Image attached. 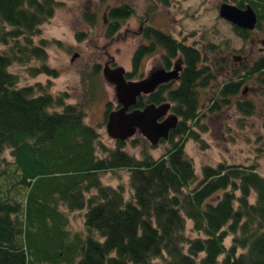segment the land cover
Here are the masks:
<instances>
[{
    "label": "trees",
    "instance_id": "trees-1",
    "mask_svg": "<svg viewBox=\"0 0 264 264\" xmlns=\"http://www.w3.org/2000/svg\"><path fill=\"white\" fill-rule=\"evenodd\" d=\"M232 1L239 8L250 5L258 15L256 28L261 27L264 0ZM57 6L56 0H0V45L11 50L0 52V155L10 151L14 158L13 172L0 165V264H264V179L257 166H206L194 186L195 167L184 144L189 139L202 142L194 130L202 116L198 91L213 79L199 50L159 29L145 28L149 43L134 52L133 70L126 78L137 77L143 59L159 48L166 68L180 56L184 70L176 88L161 86L140 97L136 108L168 100L181 121L170 134L166 154L137 160L124 150L126 142L107 149L77 106L64 105L49 94L37 95L33 87H20L9 70L15 62L47 61L44 46L34 45L32 37ZM134 14L128 5L110 9L107 37ZM235 30L243 37L250 32ZM242 71L247 77L264 75V59ZM37 72L57 76L46 65ZM245 79L226 82L220 96L239 95ZM236 104L242 112L251 109L250 104ZM111 111L108 104L106 119ZM120 169L131 171L130 201H125L123 187L102 181L103 174ZM5 182L10 185L2 190ZM12 191L22 193L23 199L13 197ZM61 207L87 210L85 238L71 236ZM188 221L196 238L187 236Z\"/></svg>",
    "mask_w": 264,
    "mask_h": 264
},
{
    "label": "rangeland",
    "instance_id": "rangeland-1",
    "mask_svg": "<svg viewBox=\"0 0 264 264\" xmlns=\"http://www.w3.org/2000/svg\"><path fill=\"white\" fill-rule=\"evenodd\" d=\"M56 1L58 6L54 16L32 37L34 45L44 46L47 61L32 58L26 64L15 62L9 69L18 77L20 87H33L37 95L49 94L64 105L77 106L84 122L97 130L105 147L115 149L117 141L106 130V111L108 104L112 111L117 105L114 89L105 80L103 68L106 63H110L111 67L120 66L126 72H131L134 52L141 44L149 43L143 36L145 28L154 27L199 50L202 65L213 73L209 86L198 91L202 116L199 117V126L194 127V130L199 133L202 142L189 139L184 144L185 155L195 167L194 186L202 178L204 167H216L220 163L256 165V171L264 179V75L247 77L249 74L242 71L264 59V23L245 37L238 34L234 25L219 14L223 3L237 6L232 0ZM123 5L132 7L135 14L122 21L118 32L108 38L109 10ZM19 43L23 44V40ZM10 51L9 46L0 45L1 53ZM163 55L164 51L159 48L145 57L137 77L132 80H141L151 71L163 68ZM175 61L171 62V66ZM43 65L55 70L57 76L38 73ZM233 73L237 74L233 76ZM244 77L243 90L239 95L225 99L220 96L221 88L231 78L230 81H238ZM236 102L250 104L251 109L242 112ZM215 105L219 108L216 112L210 110ZM56 110L61 112L62 108ZM134 139L138 141L136 145L132 143ZM170 148L168 141L162 140L153 146L145 137L137 134L126 142L124 150L137 160L146 157L157 160ZM4 159L8 164L3 162ZM0 162L3 170L14 171V158L10 151L0 155ZM130 180L131 171L128 169L102 175L104 184L123 187L125 201L132 200L134 196ZM5 183L2 184V190L10 185V182ZM16 193L12 191L11 195L21 201L22 193ZM251 202L255 203V194H252ZM61 211L69 221L71 236L85 238L87 210L72 212L61 207ZM191 228L192 223L188 221L186 233L193 239L198 235ZM232 239V236L226 239L227 248H230Z\"/></svg>",
    "mask_w": 264,
    "mask_h": 264
},
{
    "label": "water",
    "instance_id": "water-1",
    "mask_svg": "<svg viewBox=\"0 0 264 264\" xmlns=\"http://www.w3.org/2000/svg\"><path fill=\"white\" fill-rule=\"evenodd\" d=\"M219 14L221 18L242 30L253 31L258 24V15L250 5L239 8L223 3ZM262 44L264 45V39ZM179 71L181 62L176 63L172 71L158 68L151 71L147 77L133 81L126 78L127 72L123 67H111L110 63H106L103 76L114 89L118 107L108 115L107 134L115 141L122 142H127L140 134L153 146L162 140L168 141L171 132L179 123V117L170 113V104H149L142 109L132 108L137 105L140 97L151 95L160 86L177 80Z\"/></svg>",
    "mask_w": 264,
    "mask_h": 264
},
{
    "label": "flooded vegetation",
    "instance_id": "flooded-vegetation-1",
    "mask_svg": "<svg viewBox=\"0 0 264 264\" xmlns=\"http://www.w3.org/2000/svg\"><path fill=\"white\" fill-rule=\"evenodd\" d=\"M235 27V26H234ZM242 30V29H241ZM244 31V30H243ZM174 60H176L174 63H173V65L171 66L170 65V67L169 68H166L165 67V65H164V67H163V69H165V70H168V71H172V70H174V67H175V65H176V63H178V62H181V71H179V78L177 79V80H174V81H172V82H170V83H168V84H165V85H170L172 88H176L177 87V85L179 84V82H180V79H181V75H182V72H183V70H184V61H183V59L179 56V57H177V58H175ZM173 61V60H172ZM161 69V68H160ZM162 86H164V85H162ZM161 87V86H160ZM159 87V88H160ZM158 88V89H159ZM157 89V90H158ZM155 93V92H154ZM152 95V94H151ZM148 96H150V95H148ZM142 97H147V96H142ZM164 103H168V104H170L171 105V110H170V113H173L172 112V105H174V103L173 102H166V101H163V102H161V103H159V104H155V103H148V104H146V105H149V104H155V105H162V104H164ZM117 105V104H116ZM118 107H116V109H117ZM134 108H136V106L135 107H133L132 109H134ZM144 108V107H143ZM116 109H114V110H116ZM142 109V108H141Z\"/></svg>",
    "mask_w": 264,
    "mask_h": 264
}]
</instances>
